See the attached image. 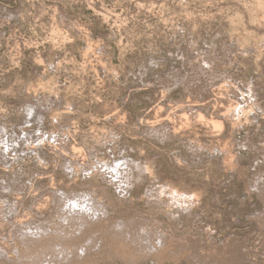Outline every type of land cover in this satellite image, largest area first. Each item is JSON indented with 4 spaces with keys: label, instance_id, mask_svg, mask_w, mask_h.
<instances>
[{
    "label": "rangeland",
    "instance_id": "1",
    "mask_svg": "<svg viewBox=\"0 0 264 264\" xmlns=\"http://www.w3.org/2000/svg\"><path fill=\"white\" fill-rule=\"evenodd\" d=\"M89 193L264 264V0H0V250Z\"/></svg>",
    "mask_w": 264,
    "mask_h": 264
},
{
    "label": "bare ground",
    "instance_id": "2",
    "mask_svg": "<svg viewBox=\"0 0 264 264\" xmlns=\"http://www.w3.org/2000/svg\"><path fill=\"white\" fill-rule=\"evenodd\" d=\"M210 122L214 127L220 125L218 121L212 119ZM63 203L64 201L61 203L60 211L57 210L59 204L56 206L55 210L58 212L55 216L67 221V225L60 222V227L53 229L51 225L43 224L39 225L35 233L27 232L33 229L31 228L33 224L27 231L21 230L20 235L18 234L22 239V242L19 240L21 244H18L21 249L19 252L9 254L0 250V264H100L97 260L100 261L101 258L102 262L110 255L113 258L119 256L126 258V263L131 264L136 258L144 257L143 255L153 256L157 260L166 259L181 255L183 251L191 252L194 246L191 244L188 247L186 246L188 243L170 241L166 233L148 224L144 219L112 218L107 210L108 205L92 193L75 197L69 200V203L65 202L64 206ZM36 224L35 226H38ZM194 253L191 252L194 255L192 257L191 254H185L184 257L187 256V259L191 257L199 264H206L201 258L196 257L197 252L196 255ZM104 262L106 263L107 259L102 263Z\"/></svg>",
    "mask_w": 264,
    "mask_h": 264
}]
</instances>
